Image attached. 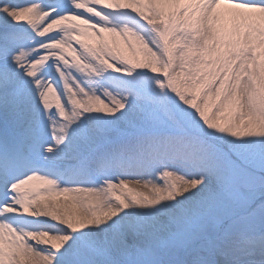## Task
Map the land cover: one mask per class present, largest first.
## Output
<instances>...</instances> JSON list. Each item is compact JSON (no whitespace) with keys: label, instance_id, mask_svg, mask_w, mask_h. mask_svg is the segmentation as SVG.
<instances>
[{"label":"snow or ice","instance_id":"obj_1","mask_svg":"<svg viewBox=\"0 0 264 264\" xmlns=\"http://www.w3.org/2000/svg\"><path fill=\"white\" fill-rule=\"evenodd\" d=\"M0 264H264V0H0Z\"/></svg>","mask_w":264,"mask_h":264}]
</instances>
